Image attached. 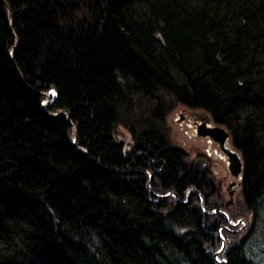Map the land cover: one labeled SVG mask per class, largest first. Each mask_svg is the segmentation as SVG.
Returning a JSON list of instances; mask_svg holds the SVG:
<instances>
[{
    "label": "trees",
    "instance_id": "1",
    "mask_svg": "<svg viewBox=\"0 0 264 264\" xmlns=\"http://www.w3.org/2000/svg\"><path fill=\"white\" fill-rule=\"evenodd\" d=\"M172 109L229 132L244 239L146 189L136 167L189 183ZM258 245L264 0H0V264H264Z\"/></svg>",
    "mask_w": 264,
    "mask_h": 264
},
{
    "label": "flooded vegetation",
    "instance_id": "2",
    "mask_svg": "<svg viewBox=\"0 0 264 264\" xmlns=\"http://www.w3.org/2000/svg\"><path fill=\"white\" fill-rule=\"evenodd\" d=\"M194 114V117L197 118L192 119L190 121V127L189 125L188 127L194 133L193 137H196L195 139H198L197 141L200 143L196 145L197 147H195V151L193 150L194 152L192 155L178 147L183 153V160L181 161V159H178L179 161H177L179 165L178 168H185L189 176V183L185 186L184 190V198L173 191L156 194L161 195L158 197H167L168 206L170 204L175 206L176 203L187 204L197 199L200 209L204 214L215 216L226 223V225H224L223 222L219 224L217 228L218 232L220 229L237 232L239 235L245 232L243 235H240L244 238L245 234H247V230H244L247 222L243 219L245 216L244 213L240 211L241 207L239 206L242 167L238 150L234 147L229 132L223 127L226 136L221 142L207 135H196V124L201 121L209 127L219 125L213 123L208 118H203L199 114ZM186 122H188V120H186ZM237 161L239 166L238 169H235V162ZM136 168L142 169L147 173L148 177L145 180L146 189L147 186L149 187L150 182L154 181L155 176H157V180H161L164 176L161 171L156 175V172L153 173L150 169ZM181 178L180 176L177 181L184 182ZM151 192L153 191L151 190ZM153 193L151 194L155 195ZM240 219L244 220L245 224H243V222L236 223L237 220ZM228 221H230L232 225H230ZM220 238L223 240L221 235Z\"/></svg>",
    "mask_w": 264,
    "mask_h": 264
},
{
    "label": "rangeland",
    "instance_id": "3",
    "mask_svg": "<svg viewBox=\"0 0 264 264\" xmlns=\"http://www.w3.org/2000/svg\"><path fill=\"white\" fill-rule=\"evenodd\" d=\"M173 109L170 112H168L166 117L167 137L169 138L170 143L173 144L175 147L177 146L182 150L189 152L192 155V153L195 151V147H197L196 145L200 142L197 141L198 139H195L196 137L195 138L193 137L194 133L190 130L189 127H190V121L194 118L196 119L197 117H194L193 114L190 115L183 110L182 111L177 110L173 112ZM179 115H181V119H178ZM186 120H188V122H186ZM244 216L248 220L249 215L247 213L245 214L244 212ZM244 233L245 232L241 233L240 235H243ZM246 236L247 234H245L244 238ZM250 242H251L250 240L247 241V243ZM258 247H260V249L258 248L259 250L261 249L264 250L263 246L258 245ZM255 248L256 247H251L252 253L255 252ZM258 249L256 248L257 251ZM262 250L261 252H263ZM259 259H261V257H258V253H255L254 260L259 261Z\"/></svg>",
    "mask_w": 264,
    "mask_h": 264
},
{
    "label": "water",
    "instance_id": "4",
    "mask_svg": "<svg viewBox=\"0 0 264 264\" xmlns=\"http://www.w3.org/2000/svg\"><path fill=\"white\" fill-rule=\"evenodd\" d=\"M7 14H8V17H10V14H9V11L7 9ZM48 102V98L46 97L45 95V99L43 100V102H41V105L42 107ZM65 112V115H66V118L68 119V115H67V112ZM178 119H181V115H179V118ZM195 134L196 135H199V136H209L211 137L212 139H215V140H218L219 142H221L223 140V138L226 136V132L225 130L222 128V127H219V126H213V127H209L207 126L203 121L199 122L198 124H196V127H195ZM72 144L75 145V134H73V138L71 140ZM238 166H239V163L238 161L235 162V169H238ZM147 190L150 192V193H153L151 192V190L149 189V187L147 186ZM155 194L156 196H161V195H158L156 193H153ZM174 208V205L173 204H170L167 209L164 211L165 214H168L170 213ZM238 222H243V224H245V221L240 219V220H237L236 223ZM228 223L230 225H232V223L230 221H228ZM235 223V224H236ZM222 240V239H221ZM223 246V240L221 241V247L220 249L222 248ZM219 249V250H220ZM217 250L216 252L213 253V258L216 259V255H217V252L219 251ZM218 262L224 264V261L223 260H217Z\"/></svg>",
    "mask_w": 264,
    "mask_h": 264
}]
</instances>
